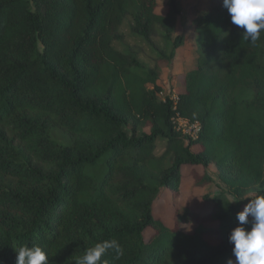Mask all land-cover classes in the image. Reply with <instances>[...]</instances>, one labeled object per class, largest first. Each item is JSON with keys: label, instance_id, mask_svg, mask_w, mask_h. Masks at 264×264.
I'll use <instances>...</instances> for the list:
<instances>
[{"label": "trees", "instance_id": "trees-1", "mask_svg": "<svg viewBox=\"0 0 264 264\" xmlns=\"http://www.w3.org/2000/svg\"><path fill=\"white\" fill-rule=\"evenodd\" d=\"M204 2L196 64L177 99H163L161 70L186 38L176 32L179 0H0L2 264H16L14 247L34 244L49 264H76L111 239L124 254L109 250L108 264L234 259L229 235L244 208L237 199L264 192V31L255 43L244 39L223 0ZM127 16L132 32L156 47L154 65L114 46ZM177 113L200 122L196 138L176 127ZM57 128L67 141L53 135ZM210 165L233 200L224 190L197 192L216 180ZM189 174L186 196L210 208L175 204L170 225L156 201L164 189L174 203L185 197Z\"/></svg>", "mask_w": 264, "mask_h": 264}, {"label": "rangeland", "instance_id": "rangeland-1", "mask_svg": "<svg viewBox=\"0 0 264 264\" xmlns=\"http://www.w3.org/2000/svg\"><path fill=\"white\" fill-rule=\"evenodd\" d=\"M160 3H163L166 0H158ZM181 4L182 12L179 16V24L176 28L177 33H184L185 43L179 47L177 55L175 56L173 63L170 65H166L162 68L160 78L158 80L162 90L160 92L161 97L165 96L168 92H176L182 86V79L184 74L193 68L196 64L198 51H197V34L198 29L195 25V19L199 16V11L197 9V5L201 2L206 3V0H179ZM203 3V4H204ZM133 24L132 18L127 16L125 18L124 23L121 25V32L123 34L122 38L116 39L113 41L115 47L120 50H126L131 52L133 55H136L141 61H143L146 65H154L155 57H156V47L147 43V41L135 33L132 32L131 26ZM154 44L156 46H162V39L159 35H155L152 38ZM149 87H153L152 84H148ZM53 135L61 141H67L66 134L61 129H53ZM166 150V142L164 139L158 137L156 142V154L161 155ZM169 160H171L169 158ZM210 174L216 179L214 183H209L202 186H197V192L201 195L204 193H213L215 190L219 189L224 190L226 192V186L222 184L216 178V169L213 165L209 167ZM194 178L192 175L184 176L182 181V191L185 194V197L181 196L178 202L174 203V197L172 192L168 189H164L161 191L158 196L155 213L158 214L163 220H165L168 224L173 225L175 222V204L184 205L186 202H193L199 207L198 212H203V210H207L210 208L211 203L201 199L202 197H198L199 199H195L192 196H186L190 193V190L193 186ZM227 196L230 199H234L231 194L227 193ZM255 192L250 191L246 195L238 198L237 200L246 205L248 202V198L254 196ZM195 201V204H194ZM185 230L191 231L194 227V224L182 223L181 224ZM212 241H216L217 238L214 236H209Z\"/></svg>", "mask_w": 264, "mask_h": 264}, {"label": "clouds", "instance_id": "clouds-1", "mask_svg": "<svg viewBox=\"0 0 264 264\" xmlns=\"http://www.w3.org/2000/svg\"><path fill=\"white\" fill-rule=\"evenodd\" d=\"M231 23L243 30V37L255 43L264 31V0H223ZM251 218V219H250ZM238 224L229 235L233 258L227 264H264V192L248 198V203L236 214ZM251 224L248 228L246 225ZM16 264H49V257L40 245L14 247ZM113 250L116 258L123 256L122 245L116 240L98 242L86 249L76 264H108L102 259ZM2 264V262H0Z\"/></svg>", "mask_w": 264, "mask_h": 264}, {"label": "built area", "instance_id": "built-area-1", "mask_svg": "<svg viewBox=\"0 0 264 264\" xmlns=\"http://www.w3.org/2000/svg\"><path fill=\"white\" fill-rule=\"evenodd\" d=\"M167 94H171L172 97L177 99L175 92H168ZM166 95L162 98L165 99ZM175 123L178 129L182 130L185 134L191 136L192 138H196L198 136L200 130V122L198 120L192 121L182 117L179 113H177L175 116Z\"/></svg>", "mask_w": 264, "mask_h": 264}, {"label": "crops", "instance_id": "crops-1", "mask_svg": "<svg viewBox=\"0 0 264 264\" xmlns=\"http://www.w3.org/2000/svg\"><path fill=\"white\" fill-rule=\"evenodd\" d=\"M178 24H179V18H178V21H177V26H178ZM178 49H179V47H178L177 50H176V55H177ZM176 55H175V56H176Z\"/></svg>", "mask_w": 264, "mask_h": 264}]
</instances>
